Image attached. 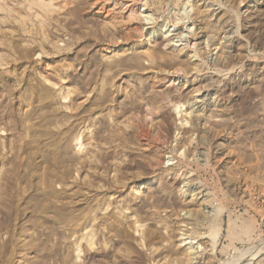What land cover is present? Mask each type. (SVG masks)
<instances>
[{
    "label": "rangeland",
    "instance_id": "1",
    "mask_svg": "<svg viewBox=\"0 0 264 264\" xmlns=\"http://www.w3.org/2000/svg\"><path fill=\"white\" fill-rule=\"evenodd\" d=\"M263 246L264 0H0V264Z\"/></svg>",
    "mask_w": 264,
    "mask_h": 264
},
{
    "label": "bare ground",
    "instance_id": "2",
    "mask_svg": "<svg viewBox=\"0 0 264 264\" xmlns=\"http://www.w3.org/2000/svg\"><path fill=\"white\" fill-rule=\"evenodd\" d=\"M182 40V39H181ZM188 43V42H187ZM186 243V242H185ZM199 245H197L196 246V248H199L198 247ZM254 249V248H253ZM192 250V249H191ZM251 250V249H250ZM196 251V250H195ZM198 251H199V249H198ZM264 252V246L263 247H258V249H255V251L250 255V257H251V259H256V258H258L259 257V255L261 254V253H263ZM245 256V255H244ZM189 257V256H188ZM247 257H249V256H247ZM247 257H245V258H247ZM194 259V258H193ZM251 259H248V261L249 260H251ZM239 260V259H238ZM241 262V261H240ZM245 262V261H244ZM250 262V261H249ZM242 263V262H241ZM240 263V264H241ZM252 263V262H251ZM246 264H250V263H246Z\"/></svg>",
    "mask_w": 264,
    "mask_h": 264
}]
</instances>
